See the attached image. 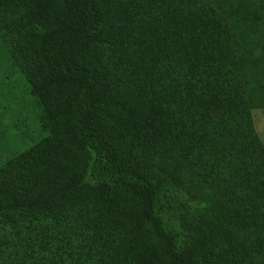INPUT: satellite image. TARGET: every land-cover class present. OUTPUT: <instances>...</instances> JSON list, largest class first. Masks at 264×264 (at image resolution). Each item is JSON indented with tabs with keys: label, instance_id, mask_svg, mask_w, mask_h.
Masks as SVG:
<instances>
[{
	"label": "trees",
	"instance_id": "1",
	"mask_svg": "<svg viewBox=\"0 0 264 264\" xmlns=\"http://www.w3.org/2000/svg\"><path fill=\"white\" fill-rule=\"evenodd\" d=\"M0 35L48 133L0 166V264H264V31L224 0H0ZM163 187L205 205L180 251Z\"/></svg>",
	"mask_w": 264,
	"mask_h": 264
},
{
	"label": "rangeland",
	"instance_id": "2",
	"mask_svg": "<svg viewBox=\"0 0 264 264\" xmlns=\"http://www.w3.org/2000/svg\"><path fill=\"white\" fill-rule=\"evenodd\" d=\"M225 8L235 13L252 30L264 31V0H224ZM261 39L255 51L258 60L263 55ZM42 104L31 91V86L15 62L0 35V166L22 152L34 147L48 133L40 123ZM255 130L264 144V108L254 107ZM106 180L99 165L90 170L86 183L95 185ZM205 205L190 200L183 192L163 187L157 196L156 214L161 218L166 232L176 239L178 251L187 241L184 219L201 212Z\"/></svg>",
	"mask_w": 264,
	"mask_h": 264
}]
</instances>
